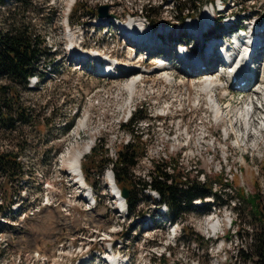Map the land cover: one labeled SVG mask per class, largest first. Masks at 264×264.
I'll use <instances>...</instances> for the list:
<instances>
[{
  "label": "rangeland",
  "instance_id": "1",
  "mask_svg": "<svg viewBox=\"0 0 264 264\" xmlns=\"http://www.w3.org/2000/svg\"><path fill=\"white\" fill-rule=\"evenodd\" d=\"M74 3L78 7L77 12L74 9L70 11ZM224 3L227 7L225 15H229L227 20H236L237 24H243L242 16L253 19L260 18L264 13V0H224ZM203 4L199 7L201 11L191 18L195 22ZM143 5L144 11H140ZM204 6L211 11L210 4ZM104 7H107L106 14H112L114 20L124 21L125 24L130 19L146 18L149 21L159 16V25L172 26L170 30L174 37L180 33L178 42L192 43L184 23L177 22L179 13L171 0H4V4L0 5V32L14 25H30L36 35L46 39L49 54L43 59V65L39 66L38 79L27 88L17 85V103L9 101L14 114L23 111L26 116H32L31 122H25L23 118L12 128L2 126L0 122V152L18 153L21 167L14 172L15 176L0 172V221H3L0 224V264H42L29 258L26 249L55 256L59 251L54 242L57 236L61 239L65 254L70 247H77L79 239H69L65 235L56 208L43 205L48 203L49 198H60L67 189L66 170L68 167L75 174L71 164L74 156L82 152L80 149L84 148L85 151L89 142L101 140L105 148L118 150L123 143L131 140L132 125L139 128V134L143 133L139 146L153 157V162L161 159L163 162H159L164 163L169 162L170 158L174 159L169 163L176 165L177 171L191 181L196 178L201 180V174L205 175V179L208 177L212 180L215 174L223 171L232 186L225 195L219 185H214L217 196L208 194L202 200H194L192 208L177 219V227L170 229L166 221L162 223L154 217V211L165 210L153 200L156 196H150L151 192L146 194L139 188L134 189L138 198L135 214L143 212V215L119 213L122 210L119 208L118 211L119 201L112 196L108 187L96 179L95 174L101 171L93 167L89 169L88 176L97 205L95 208L89 201L88 210L81 216L87 218L96 213L101 223H98L97 230L100 238H95L93 242L94 234L89 229L81 231L84 236L86 234L88 247L99 251L107 248L108 242L103 241L100 235L105 231L111 241H116L114 260L126 257L130 264H161L160 256L165 258L167 264H252L240 253H250L252 238L261 231L254 212V205H260V202L253 200V196L264 199V141H260L262 145L259 150L252 151L254 146L250 145L258 143L255 139L242 140L236 134L226 139V133L230 134V121H235L237 111L242 109L255 90L251 94L249 92L252 90L246 91V94L229 90L227 95L225 88L219 87L224 78L221 72L208 79L203 76L194 78L186 73L179 62L168 64L170 69L163 74L156 72L155 69L159 67L157 55L148 53L147 56L144 51L138 55L134 48L128 47L114 25L111 29L93 26L94 19L98 18ZM90 11L96 13L94 18L86 16ZM250 22L247 21L248 24ZM221 30L227 32L226 28ZM79 41L87 50L105 52L114 61L118 59L120 64L144 63L154 68L143 71L142 77L141 71L128 77H96L85 66L72 64L69 60L68 53L72 55L69 42L75 43L78 50ZM166 41L172 43L176 39L163 40V43ZM194 47L198 54L199 45L194 43ZM258 57L261 79V75L264 76V52L259 53ZM218 62L215 65L217 71ZM135 74L141 81L136 84L134 94H130L128 85ZM213 76L219 78L218 88L204 94L202 89L209 80L214 79ZM6 85L11 86L12 82L0 78V86ZM190 85L192 89H188ZM247 94L249 97L244 98ZM7 97L0 91V101L4 103ZM211 97L221 104L224 111V115L218 119L208 106L207 100ZM229 102L233 109L228 116L225 107ZM134 110L145 120H139L128 128L121 127L128 112L132 115ZM2 111L8 112L9 109L3 107ZM162 111L168 112V115L158 116ZM237 140L247 143L245 150L238 146ZM81 164L85 168L89 160ZM150 170L147 164L135 165L131 170L132 181H146ZM251 201L254 202L253 206L249 203ZM166 209L168 215V207ZM76 211L79 212V209ZM211 219L221 222L217 234L203 226ZM262 221L264 228V217ZM92 222L90 219L89 223ZM171 230H177L175 238H172ZM25 235L30 236L23 237ZM74 258L69 256L68 261ZM46 259L49 261L47 264H53L50 257Z\"/></svg>",
  "mask_w": 264,
  "mask_h": 264
},
{
  "label": "trees",
  "instance_id": "2",
  "mask_svg": "<svg viewBox=\"0 0 264 264\" xmlns=\"http://www.w3.org/2000/svg\"><path fill=\"white\" fill-rule=\"evenodd\" d=\"M25 0H17V2H23ZM172 5L175 6L179 13V21H184L186 17L194 16L199 10L202 3H212L213 0H171ZM181 4L179 7L178 4ZM4 4V0H0V5ZM149 7L152 5L149 3ZM78 7L74 8V12H77ZM142 11L144 7L140 8ZM149 11H151L149 9ZM94 11L89 12V16H93ZM159 16L152 21L153 25L159 22ZM218 24V21H217ZM46 39L40 35H36L34 30L30 28V25L20 24L19 26H12L6 31L0 32V78H7L12 82V85L0 86L2 95H8L6 101H0V122L2 126L12 128L16 126V122L24 118L25 122L30 123L32 120L31 115H25L23 111H17L13 113V109L9 105L10 102L17 103V85H21L27 88L29 79L38 74L39 66L43 65L42 61L47 54L45 46ZM8 102V103H7ZM7 107L8 112L2 111V108ZM138 111L133 114V117L128 124H122L121 127L128 128L132 124L144 117L138 116ZM136 118V119H135ZM139 128L133 127L130 129L132 133L131 140L127 143H123L122 147L116 150L117 158L113 163V171L115 182L118 188L128 190V196L125 199L128 215L134 214V216H142L143 212H137L135 210L138 206V198L135 197L134 189L140 190H154L159 200L156 201L158 205L165 204L168 207V217L171 219L181 218L184 212L192 208V202L196 199H204L206 195L217 196L216 190H213L214 185H219V189L225 195L227 189L232 185L226 177H224L223 171L215 174L211 178H206L205 182L201 183L197 178L194 181L183 177L176 169V165H171L169 162H174V159L170 158L169 162L155 163L153 168L149 171V176L146 181L134 183L132 181L131 170L136 165L137 158L143 153L141 145L142 132L138 133ZM104 145L101 144V140L92 148L91 155L89 156V166H93L96 162V158L99 157L97 167L102 169L104 163L108 159L104 154ZM163 162V161H162ZM169 167V171L167 170ZM20 162L18 160V153L14 152H0V172L7 176H15L16 170L20 169ZM138 185V186H136ZM239 195L241 193L239 192ZM253 200H258L260 205H254V202H249L252 206H255V218L261 226V231L256 233L252 238V248L250 253L241 252L240 256H243L247 261H251L252 264H264V199L262 196H253ZM156 213V211H155ZM167 264L165 258H160L159 263Z\"/></svg>",
  "mask_w": 264,
  "mask_h": 264
},
{
  "label": "bare ground",
  "instance_id": "3",
  "mask_svg": "<svg viewBox=\"0 0 264 264\" xmlns=\"http://www.w3.org/2000/svg\"><path fill=\"white\" fill-rule=\"evenodd\" d=\"M112 18H113V15L112 14L110 15V13H109L106 15L100 14L97 19H110L111 20ZM192 19L188 20V26L190 27V29H195L196 28V22ZM140 21H142V22H140ZM194 22H195V24H193ZM142 23H143V20H141V19H139V20L130 19V21L125 24V26L127 28H129L130 30H135L138 36L144 35V36H142V39L145 40L147 36H145V34H146L145 30L142 29V27H141ZM261 25H263L262 27L264 28V22L262 24H260L259 27H261ZM112 26L113 25L111 23L107 25V27H109V29H111ZM251 29L253 30V28H251ZM252 35H255V33H253ZM167 40H169V39H167ZM178 40H176V42H178ZM180 43L181 42H178V44H180ZM79 45H78V49H79ZM127 45H128V47H131L132 49L134 48L137 51L138 55H140L143 52V50L141 48L136 47L135 45H132L129 42H127ZM237 46H238V50L236 52L230 54L231 59H235L239 55L243 56L245 54V52L252 51L254 49V47L256 46V43H255V41L250 40L247 44L239 42V43H237ZM168 48H170L172 50V43L169 41H166L162 44V46L160 48H157V49L165 51V50H168ZM74 49H76L75 46H74ZM74 49H72V55H76V52L74 51ZM220 51H223V49H221ZM86 52L92 53L93 55L99 54L102 59H105L108 57V55L101 53L100 51H95L93 49L91 51H86ZM256 53H258V52H256ZM259 53H261V51ZM153 54H157L159 56L158 51L153 52ZM175 58H180L176 62H179V63L182 61L185 62L186 65L182 64V67L184 68V70L186 71V73L188 75H190L194 78L203 76V77L208 79L209 76H212V75L215 76L216 74L218 75V71L215 68L216 62L218 60V58L216 56H212V57L207 58L206 55H202V57L199 58L197 55L192 56L191 54H188V53H183L180 56V54L178 53V50H173V53L171 55H169L167 58L160 57L159 58V67L156 68L155 71L161 72L162 74L165 73L166 70L170 69V65H168V64H170V63L174 64V62L172 60H174ZM196 59H200V60H196ZM117 61H118V59H117ZM117 61H114V62H117ZM196 62H200V64L202 63L201 65L206 64L207 65L206 69L199 71L197 73L193 69H191L190 71L185 69L186 67H190L192 65L195 66ZM71 63L72 64H78L77 62H75V60H71ZM200 64H198V65H200ZM165 65H167V67H164ZM228 65H230V64H228ZM229 67H231V66H229ZM151 69L152 68H149L147 70H151ZM139 71L140 70H138V72ZM140 74L139 75L142 77V75L144 74L143 71H141ZM152 74H153V72H152ZM219 75H221V74H219ZM222 75L224 76V74H222ZM214 76H213V78L215 80L214 79L209 80L207 82L208 85L202 89V92L204 94H209L210 90L214 91L218 88L217 82H218L219 78H216ZM123 77H126V76H123ZM138 78H139V76H137V74H135L134 78L129 81L130 83L128 82L129 83L128 91L130 92V94H134V92L136 91V84L141 81V79L138 81ZM164 78H165V76H164ZM220 82H221V80H220ZM247 83L248 84L245 85L243 87V89L245 88V89H247V91H249L251 89H250L249 82H247ZM259 85L261 87L259 89H257ZM221 86L223 87V84H220L219 87H221ZM253 87H255V92H253V94L249 97L247 102L244 103L245 105L243 104L244 106L242 107V109H239V111H237V113L238 112L239 113H238V116H236L235 121L234 120L230 121V131L229 132H230V134L238 135V137H241L242 140L243 139L251 140L252 138L255 139V142L257 141L258 143L253 142V144L250 145V147L254 146L253 147L254 149L252 148L253 149L252 151H255V150L257 151V150H259V147L262 145V142H260V141H264V76L261 79V81L256 82L253 85ZM188 89H192V86L191 85L188 86ZM207 101L209 104L208 106L211 108L212 113L217 117V119L220 117V115H222V114L224 115V111L221 109L220 105L216 102V100H214L211 97V98H208ZM225 109H227L226 115L229 116L231 110L233 109L231 102H229V104L225 107ZM237 143H238V146L242 147L243 150L246 149L247 143H244V142L240 143V140L239 141L237 140ZM81 153L80 152L77 153L76 157L74 156L75 159L72 160L73 163L71 165H72V170L75 172V175L79 174V171H80L78 160H79V157L81 156ZM78 181L80 182V184L84 188V190L87 187V190H85V193H86L85 196L91 202V205H92V201H93L92 199H94L93 192L92 191L89 192V189H90L89 186L85 182H83L81 180V178H78ZM113 191H114L113 192L114 195L116 197H118V199L120 201V209L123 210L125 203H124L123 199L121 198V195H120V193H119V191L115 185H114ZM94 201H95V199H94ZM94 205H96V202ZM220 225H221V222L219 220H215V219L208 220L203 224L204 228H206V229L208 228L212 232L217 231V229H218V227H220ZM111 263L112 264H120L119 261L114 260V258H112Z\"/></svg>",
  "mask_w": 264,
  "mask_h": 264
},
{
  "label": "built area",
  "instance_id": "4",
  "mask_svg": "<svg viewBox=\"0 0 264 264\" xmlns=\"http://www.w3.org/2000/svg\"><path fill=\"white\" fill-rule=\"evenodd\" d=\"M108 156L111 160H115L116 154L115 151H113L111 148L108 150ZM151 156H148L147 154L143 155L141 160L139 161V164H147L148 166L153 165ZM161 160V159H159ZM158 161V160H157ZM112 166L113 163L109 162L107 166L105 167L101 179L103 180V184L107 186H111L112 180H113V174H112ZM72 177L71 175L68 176L70 187L65 192V197L62 199H59L57 196H54L53 198H49V205H53L56 209H61L64 212L62 221V227L65 230V235L69 239H79V244L77 247H70L65 254V248H63L62 243L60 244L59 251L56 253L58 261H64L69 256H77L84 250L88 248V245L86 244V234L85 236L82 234V230L89 229L93 234L97 231V225L96 221L97 218H85L80 217V215L75 212L76 208L81 209V206L84 205L85 201L83 200L84 194L82 193V189L79 184H75L74 182L77 180V177H74L73 180H70ZM201 180H204L203 175H201ZM75 214H78L79 216L75 218ZM79 218L82 220V222H79ZM92 219V223H89V220ZM95 237L93 236L91 241L93 242ZM69 241V240H68ZM61 248V249H60ZM29 258L35 259L33 255H29ZM44 262V261H43Z\"/></svg>",
  "mask_w": 264,
  "mask_h": 264
},
{
  "label": "water",
  "instance_id": "5",
  "mask_svg": "<svg viewBox=\"0 0 264 264\" xmlns=\"http://www.w3.org/2000/svg\"><path fill=\"white\" fill-rule=\"evenodd\" d=\"M106 11H107V7H104V8H103V12L100 13V14H104V15H106ZM262 18H263V17H262ZM127 196H128V190L121 189V197H122V199H126Z\"/></svg>",
  "mask_w": 264,
  "mask_h": 264
}]
</instances>
